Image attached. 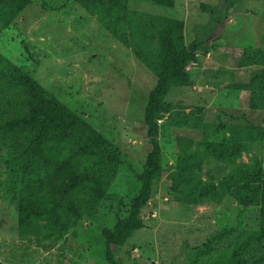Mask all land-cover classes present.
Returning <instances> with one entry per match:
<instances>
[{"label":"rangeland","instance_id":"374dc122","mask_svg":"<svg viewBox=\"0 0 264 264\" xmlns=\"http://www.w3.org/2000/svg\"><path fill=\"white\" fill-rule=\"evenodd\" d=\"M125 10L111 29L103 22L109 17L72 0H30L15 17L0 16L3 67L28 73L120 151L119 162L111 163L65 144L79 171L100 178L107 197L75 224L44 210L33 219L41 235H19V189L43 171L38 156L21 157L0 139V264H109L103 232L139 191L149 150L143 113L160 55L152 15L182 20L184 42L201 44L198 62L187 67L193 85H172L164 98L171 109L159 119L161 172L141 209L145 225L124 244L111 245L115 258L121 264H206L257 227L256 208L242 207L230 182L264 168V83L246 85L251 73L264 69L263 61L253 60L264 48V0H174L173 7L127 0ZM7 84H0L6 94L17 89ZM196 106L204 116L200 125ZM218 145L227 152L218 156ZM242 257L237 264H249V256Z\"/></svg>","mask_w":264,"mask_h":264},{"label":"trees","instance_id":"16d2710c","mask_svg":"<svg viewBox=\"0 0 264 264\" xmlns=\"http://www.w3.org/2000/svg\"><path fill=\"white\" fill-rule=\"evenodd\" d=\"M29 1L0 0V16L9 19L15 17ZM72 1L91 14L109 17L103 22L111 29L120 13H125L127 0ZM147 1L166 7L174 6V0ZM221 20L219 17L215 23L219 24ZM183 24L182 20L176 18L151 16V27L160 55L157 63L152 65L156 82L148 93L143 113L149 150L137 177L140 181L139 191L132 197L126 213L118 214L112 227L103 232L105 259L109 264H121L115 258L111 245L124 244L133 232L145 225L141 209L149 202L154 178L161 172V148L157 138L159 119L171 109V104L164 98L172 85L190 86L194 83L187 67L198 62L197 49L201 43L198 40L187 44L184 42ZM2 28L0 26V33ZM256 53L258 55L253 60L264 62V48H258ZM1 59L0 54V84L6 80L8 88L15 86L17 89L7 90L10 94L0 89V139L8 140L9 147L19 150L21 157L30 154L38 156L43 171L39 177H29L19 189L17 231L19 235L31 233L39 236L41 227L33 219L42 211L52 212L55 220L60 215L66 222L75 224L86 209L107 197L100 178L94 173L79 171V165L72 161L73 155L66 154L65 144L72 145L78 154L111 163L119 162L120 151L82 116L45 90L36 79L16 67L4 68ZM259 81L264 83V69L251 73L246 85ZM194 109V123L200 125L204 122L202 107L196 106ZM8 112L14 114L3 119V114ZM179 141L185 151V139L180 137ZM224 152H227L226 146L218 145L216 154L220 156ZM260 167H252L243 175L242 181L232 178L230 182L238 188L235 197L239 204L256 208L257 227L237 242L230 253L219 255L206 264H237L244 255L249 256V264H264V168L260 170ZM229 187L226 184L225 190ZM197 195H201V190Z\"/></svg>","mask_w":264,"mask_h":264}]
</instances>
